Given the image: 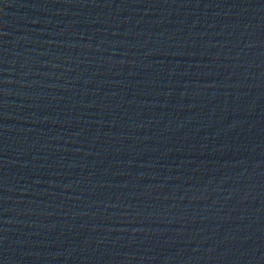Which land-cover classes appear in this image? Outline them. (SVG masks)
Segmentation results:
<instances>
[{"label": "water", "instance_id": "obj_1", "mask_svg": "<svg viewBox=\"0 0 264 264\" xmlns=\"http://www.w3.org/2000/svg\"><path fill=\"white\" fill-rule=\"evenodd\" d=\"M0 264H264V0H0Z\"/></svg>", "mask_w": 264, "mask_h": 264}]
</instances>
